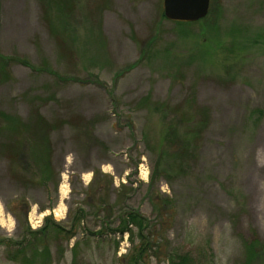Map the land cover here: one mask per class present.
Returning <instances> with one entry per match:
<instances>
[{"label": "rangeland", "instance_id": "rangeland-1", "mask_svg": "<svg viewBox=\"0 0 264 264\" xmlns=\"http://www.w3.org/2000/svg\"><path fill=\"white\" fill-rule=\"evenodd\" d=\"M74 2L48 19L65 9L0 0V264H131L138 230L117 229L132 211L164 254L239 263L244 241L264 242V0H210L193 23L164 0ZM40 118L47 176L9 148L10 128ZM47 217L61 229L36 240ZM24 241L38 245L14 260Z\"/></svg>", "mask_w": 264, "mask_h": 264}, {"label": "trees", "instance_id": "trees-1", "mask_svg": "<svg viewBox=\"0 0 264 264\" xmlns=\"http://www.w3.org/2000/svg\"><path fill=\"white\" fill-rule=\"evenodd\" d=\"M57 1L59 2H56V0H49V2H52V3L51 5L46 7L47 10L45 9V11L46 12L53 11L51 10L52 9L51 7L52 5H56V4L57 6L60 5L61 9H65V10L59 9V12L55 14H49V17L47 18L53 19L54 16H56L57 14H60L61 16L65 15L68 18L73 17L75 8L73 9L72 4H74L75 3L74 1H77V0H74V1L73 0H70V1L69 0H57ZM64 2L67 3L65 4L66 7L63 5ZM65 26L69 28V23H66ZM4 60L6 61L5 58L0 56L1 80L9 79V74H10L9 71L7 72L6 70L7 68L5 66ZM9 118L10 116L0 113V120L8 119L7 122H9ZM2 121L5 122V120H2ZM22 124L17 122L15 127L10 128L13 138H14V140H12V142H10L9 144L10 146L9 148L12 151L11 155L14 158H16L17 155L18 156L24 155L29 160L32 159L33 165L40 172L45 173V175L47 176V173L51 170L50 168L51 158L50 157L49 159L47 158L48 155L49 156L51 155V151L49 149V143H48L49 137H48V132L44 131L46 128H48V124L44 122L43 118H40V120L36 122L35 126H33L34 128L33 130L30 131L31 133L29 136L27 133H25L26 131H29L28 128L24 130L22 128L24 124L23 125ZM21 137L26 139V141L27 140L29 141L30 149L28 150L26 149V146L28 145H25V146L23 145ZM182 139L183 140L179 142L181 143L180 146L182 147V149L180 150V154L181 153L183 154V148L185 144L184 138ZM44 179L46 180L47 177ZM157 200H161V199L157 197ZM157 200L153 201V203L157 204L156 202ZM162 203H164V205L167 206L168 201L161 200L160 203L158 204H162ZM84 215L85 214L83 210H80L77 213L76 221H75L77 226L73 225L74 230L78 228V225L81 224V222H83V219L85 218ZM160 216L162 215L160 214ZM120 225L121 227L117 230L121 233L130 231L131 227L136 228L139 233L141 244L139 245V248L137 247V249L135 250L134 255L132 256L131 261H130L131 264H147V258L149 256H154L158 259L165 258L169 262V264H196L197 262L196 257H194L190 253H177L174 251H169L166 254H164L162 251L163 245L160 244V241H161V235L159 234L160 232L155 228V226H153L155 228V232H152V230H150L152 228L150 221L146 219L144 216H142L141 214H139L138 212L132 211L129 213H125L122 223ZM161 225L162 224L160 223V226ZM49 227H52L54 231H58L61 229V227L58 226L56 223H54L52 219L47 217L45 220V227L40 232H34L33 235L35 239L36 240L40 239L42 235L44 238H48L47 229ZM148 230H150V232L145 235L144 234L145 231H148ZM65 232L67 233V235L69 234V238L74 237V235L76 234V230L73 232L65 230ZM1 242L2 243L0 244H3L4 242H8L10 244L11 241H1ZM27 242H28L27 244H25V241L18 244L19 247H18V250L16 251V255L13 258L14 260L18 257H21L20 260L24 261L25 259H23V257L25 256L26 251L31 250V248H34V246L38 245L37 243H29V241ZM37 249L38 248H36V250ZM46 250L44 252H46ZM262 258L264 259V242H262L260 239H258L254 235L252 239L243 242L242 259L237 264H256L257 261L263 260Z\"/></svg>", "mask_w": 264, "mask_h": 264}, {"label": "water", "instance_id": "water-1", "mask_svg": "<svg viewBox=\"0 0 264 264\" xmlns=\"http://www.w3.org/2000/svg\"><path fill=\"white\" fill-rule=\"evenodd\" d=\"M210 0H164L165 17L177 23H193L205 18Z\"/></svg>", "mask_w": 264, "mask_h": 264}, {"label": "bare ground", "instance_id": "bare-ground-1", "mask_svg": "<svg viewBox=\"0 0 264 264\" xmlns=\"http://www.w3.org/2000/svg\"><path fill=\"white\" fill-rule=\"evenodd\" d=\"M61 193L63 195L67 194V185H66V181L64 180L62 185H61Z\"/></svg>", "mask_w": 264, "mask_h": 264}]
</instances>
